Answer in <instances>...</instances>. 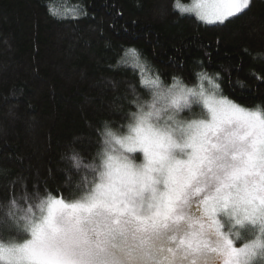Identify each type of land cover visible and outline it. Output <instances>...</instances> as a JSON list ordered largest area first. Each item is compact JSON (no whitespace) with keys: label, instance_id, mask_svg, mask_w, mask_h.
Wrapping results in <instances>:
<instances>
[{"label":"trees","instance_id":"16d2710c","mask_svg":"<svg viewBox=\"0 0 264 264\" xmlns=\"http://www.w3.org/2000/svg\"><path fill=\"white\" fill-rule=\"evenodd\" d=\"M189 1L0 0V244L27 240L48 199L91 191L154 81L264 117V0L216 25L176 11Z\"/></svg>","mask_w":264,"mask_h":264},{"label":"rangeland","instance_id":"374dc122","mask_svg":"<svg viewBox=\"0 0 264 264\" xmlns=\"http://www.w3.org/2000/svg\"><path fill=\"white\" fill-rule=\"evenodd\" d=\"M250 2L190 0L175 9L216 25ZM150 88L126 131L108 135L91 191L48 199L24 219L27 240L0 244V264H257L263 115L202 87Z\"/></svg>","mask_w":264,"mask_h":264}]
</instances>
